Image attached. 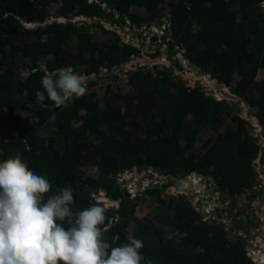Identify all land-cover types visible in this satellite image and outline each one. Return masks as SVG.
<instances>
[{
	"label": "trees",
	"instance_id": "obj_1",
	"mask_svg": "<svg viewBox=\"0 0 264 264\" xmlns=\"http://www.w3.org/2000/svg\"><path fill=\"white\" fill-rule=\"evenodd\" d=\"M59 1L62 16L67 20L70 13L87 18L104 15L121 24L131 7L143 8L144 14L132 16L133 22L140 26L158 16L166 0H106L120 19L112 12H105L99 4H89L88 0H0V161L20 154L31 170L50 182L45 202L61 188L70 187L74 197L70 210L74 214L100 204L93 200L92 194L107 189L115 200H120V208H107L106 221L101 226L106 242L120 246L130 238L141 240V264L149 261L151 264H255L241 240L232 243L225 237L223 227L204 221L193 206L183 202L173 206L174 217L159 214L157 219L185 232L191 244L186 245L176 237L166 238L155 222L136 216L137 204L123 198L122 192H116L115 179L111 178L140 167L174 176L188 170L205 177L213 175L223 192L230 189L235 196L253 187L254 160L264 151L248 134L249 123L235 115L237 131L218 133L202 156H186L195 146L202 126L211 124L215 131L220 129L216 117L225 103L207 97L199 87L183 86L174 94L169 91L167 77L161 75L155 83L151 74L142 71L130 74L132 96L113 91L109 86V94L104 98L86 92L66 107H56L46 95L43 103L38 102L36 92L43 91L41 78L56 69L70 66L77 70L83 65L87 67L85 75L98 76L104 63L114 67L141 53L140 49L126 44L118 33L114 35L119 42L103 47L87 33H80L71 20L50 22L48 6ZM190 1L191 12L184 8L183 0L171 2L168 7L174 15V33L188 48L187 57L203 72L229 87L233 95L246 101L264 126V78L256 79L258 71L264 70V13H249L263 0ZM232 5H238L239 9L232 10ZM192 20L199 26L196 32L192 30ZM26 24L34 26L30 28ZM103 31L113 34V30ZM75 37H78L76 41ZM73 41L76 53L72 49ZM27 49L34 51L33 65L26 68V78L14 79L18 59ZM50 56L53 58L48 59ZM46 58L43 68L39 63ZM97 82L88 81L86 90L94 88ZM122 103L131 110L130 120L123 117ZM19 108L30 112L24 121L16 114ZM189 115L195 118L194 127H189L186 120ZM53 116L57 130L54 139L47 143L40 132ZM183 138L187 140L186 147L181 144ZM86 165L98 166L103 174L98 180L89 179L82 170ZM215 168L220 178L212 171ZM145 193L153 196L158 189H147ZM167 200L159 201L166 204ZM111 218L115 219L113 223ZM132 222L137 227L130 237L128 230ZM62 223L66 229L71 226L67 221ZM114 237H118L115 242Z\"/></svg>",
	"mask_w": 264,
	"mask_h": 264
},
{
	"label": "rangeland",
	"instance_id": "obj_2",
	"mask_svg": "<svg viewBox=\"0 0 264 264\" xmlns=\"http://www.w3.org/2000/svg\"><path fill=\"white\" fill-rule=\"evenodd\" d=\"M176 0H166L164 4L161 5V13L157 16V20L153 21L154 25H157L161 21L162 12L165 14L167 7H169V4L171 2H174ZM257 8L254 14H262V8L260 4H256ZM134 8V9H133ZM131 7L130 12L131 14L126 15L123 17V20L121 24H115L111 19H106L105 16H101L98 18H87L86 16H75L74 13H70L68 16V20H71L72 22L76 23L77 28L80 33H87L90 36V39L93 42L100 43L103 47H107L112 45L114 42H119V39L114 34L118 33L122 40L124 42H127V44L134 45L141 49V53L135 55L136 57H141V60L136 59L134 60V66L132 68V72L136 71H142L146 74H151V78L157 83V81L160 79L161 75L167 77V82L169 84L168 88L169 91H172V93L177 94L178 91L181 89V87L185 86L190 89H194L196 87H199L202 92L205 93L207 97L212 96L217 101L221 102L223 100H227L225 106L223 109L217 114L216 122L217 126L220 127L218 131H215L213 126L210 124L208 126H202L200 133L198 135L197 142L193 148H191L186 156H195L199 157L204 155L207 150L210 148V146L213 144L215 139L218 136V133L226 134L227 132L231 131H237L238 130V123L233 119L235 115L243 116L245 119H249L253 126L251 124L246 125V129L248 134H250L251 138L255 139L261 137V142L258 144L261 146V148H264V126L259 124L257 120L253 119L250 114L253 112L252 108L247 104L246 102H238L236 99L233 98V95L229 93V90L227 91L222 85L215 83V79H209L206 72H203L200 70V68L193 64L191 60H189L187 57L185 58V61L180 59L181 64H185V66L188 68H184L179 66H172L170 62L164 63L162 60L156 59L160 56L159 52L154 53L151 56L149 55L150 51V40L146 37L147 34L144 32L145 29H148V25H150V29H152V24L148 22L147 24H142V27L132 24V21L130 20V17L133 16L134 13L137 14H144V9H138L137 7ZM232 10H238V5H232L230 6ZM107 13L110 12L108 7L103 8ZM48 10L50 12V22H53L57 20L58 22H66L68 21L65 17L62 16V9H61V2L52 3L48 6ZM134 10V13H133ZM250 13V12H249ZM116 16H119L115 12V18ZM28 25V24H26ZM31 27L32 25H28ZM105 30H113V34L111 33H105L103 31ZM199 27L195 25L193 27V31H197ZM115 31V32H114ZM153 31H156L153 28ZM143 34L146 41L142 42V44H139V42H136L135 40L138 39V35ZM117 35V34H116ZM78 37L74 38V41L77 40ZM74 41L72 44L73 52H77L76 50V44ZM141 41V40H140ZM136 42V43H134ZM146 43V44H145ZM153 53V52H152ZM141 54V55H140ZM34 55V51L27 49L25 50L24 54H22L19 59V68L17 70V76L14 79H19L18 77H23L27 75L26 68H30L32 64V57ZM53 58V56H50L48 59ZM42 59L40 61V65L44 68L46 65V61L48 60ZM131 60V58H130ZM174 63V62H173ZM175 64V63H174ZM178 64V63H177ZM132 65V64H130ZM129 67V66H127ZM122 64L116 65L115 69H111L112 66H110L109 63H104L102 65V68L99 69L100 74L94 75L92 77V80H97V84L94 88H90L86 90V92L89 94L91 92H95L99 98H104L105 96H108V87L110 86L113 88V91L121 92L123 95H133L134 89L131 84V78H130V71L129 68ZM87 69L86 66H81L77 70L78 73H80L83 76H86L84 74V71ZM116 73V75L112 76ZM191 76V77H190ZM205 76V77H204ZM211 76V75H210ZM198 77L199 79H197ZM198 82H201V85L198 84ZM88 83V82H87ZM108 93V94H107ZM228 93V94H227ZM107 94V95H106ZM228 95V96H227ZM122 114L123 117L127 120H130L131 118V110L122 103ZM105 108V107H104ZM17 116L20 117L22 121L26 120L28 116H30V112L18 109L16 112ZM187 122L190 123L189 127H194L196 125L195 118L191 117L190 115L186 118ZM142 123V120H141ZM215 126V125H214ZM57 130L56 126V116H53L50 121L44 126V128L41 130V136L48 140L47 143L52 141L55 136V132ZM187 132V131H186ZM181 144L183 147L187 146V140L186 138H183L181 141ZM264 151L260 152L256 159L254 160V169L256 171V176L252 177L254 184L253 187L250 189L244 190L242 193L237 194L235 196L232 195V191L230 189L223 192L213 177L211 175L210 177L206 178L204 181V186L210 187L212 185L213 187H218V189L215 190V194L212 193L209 195L210 198L218 199L219 201H214V204H219V212L215 213L214 216L207 217L210 221H208L213 226L223 227L225 232V237L231 241L232 243H235L237 241L240 242V240L243 242V244L246 246V251L249 253H252V251H260L261 247L264 248ZM222 164L220 165V167ZM256 167V168H255ZM188 168V167H187ZM82 170L85 172L86 176L89 179H99L100 176L103 174L102 169L99 168L96 165H86L82 167ZM214 171V174L217 176V178H220V175L218 174V169H212ZM224 172H226V169L224 168ZM188 170L185 172V176L189 175ZM146 176L148 178V183H153V187L149 188H157L158 193L156 195H146L145 190L148 188L147 186L142 187V185L139 186V182L141 180L146 179L143 177ZM111 178L113 179H119L115 175H111ZM120 180V179H119ZM126 186H123L120 192H122L123 198L131 199L134 203L137 204L136 209V216L140 219H150L152 222H155L156 225L161 229L164 230L165 237L166 238H179L183 241L186 245L191 244L188 236L185 232L178 231L177 229L162 223L157 219V216L159 214L161 215H168L170 217H174L175 215V209L174 205L178 202L185 203L186 205H191L193 207H196V201L192 199V196H197L196 191L190 190L189 184H187L188 189L190 192L185 193L184 190L180 191L179 188L176 187V178L174 175H170L169 173H160L159 170L154 169H146L144 167L136 168L134 169V174L130 178L124 179ZM118 187L119 184L117 183V180H115V187ZM142 187V188H141ZM132 190V195L128 196L127 193L130 192L129 190ZM134 191V192H133ZM218 191V192H217ZM95 192V191H92ZM96 193V192H95ZM220 194L221 197L217 196V194ZM224 193V194H223ZM106 194L102 192V194L97 193V196L101 199V202H104L103 204L109 206L111 205V201L109 200V196L106 197ZM225 195V196H224ZM108 198L107 203L106 201L102 200L103 198ZM186 197V198H185ZM165 198L168 199L166 204H162L160 199ZM174 198V199H173ZM195 201V203H193ZM237 205L238 213L242 216L245 215L248 217V225L244 223V221L240 220L241 223V229L238 231H235L232 227L231 219L232 214L228 213V208L232 205ZM115 208V207H114ZM117 209V208H116ZM218 209V208H217ZM223 218V219H220ZM224 221V222H223ZM114 221L110 220V223H113ZM226 222V223H225ZM137 227V224L132 222L128 233L129 236L132 237L133 233ZM253 227V229H251ZM107 229V228H105ZM255 261L256 264H261L258 262V260Z\"/></svg>",
	"mask_w": 264,
	"mask_h": 264
},
{
	"label": "clouds",
	"instance_id": "obj_3",
	"mask_svg": "<svg viewBox=\"0 0 264 264\" xmlns=\"http://www.w3.org/2000/svg\"><path fill=\"white\" fill-rule=\"evenodd\" d=\"M88 3L99 4L102 8L108 7L106 0H88ZM183 6L187 12H191L193 9V4L190 0H183ZM108 8L110 12L114 14L116 12L119 15L113 8ZM128 14H131L130 10L124 17ZM116 17L120 19V16ZM173 17V13L167 7L166 13L164 14L162 12L161 21L157 25L153 24V21L157 20V16L150 21L152 29H150V25H148V29L155 34V36H153L155 40H157L163 26L167 28L164 29L166 35L171 34L174 39V41L170 43L169 57L163 56L159 49L155 52H159L160 54L156 59H160L164 63L170 62L172 66L180 65L183 69H188L185 64L180 63V60H173L172 58L173 54L181 53L180 50H176L177 46L185 49V57H187L188 49L183 42L178 40L174 33ZM130 20L133 25L136 24L133 22L132 16ZM192 22L193 27L195 25L198 26L195 20H192ZM28 25L26 26L29 27ZM33 26L34 25L31 27ZM140 27H142V25H140ZM153 28L156 31H153ZM141 39L145 40L143 34H139L138 39L135 41L142 44V42H140ZM149 55L151 56L152 54ZM132 58L141 60V57H136L135 55L131 56V59ZM130 61L131 60L128 59L122 63V65L126 67L129 66L127 68L132 72L135 70H132L133 64L130 65ZM197 66L201 70V67L199 65ZM115 68L116 66L111 69ZM116 74L113 73L112 76ZM27 76L28 75L24 76V78ZM207 76L210 80L213 78L210 75ZM196 78L199 79L198 77ZM216 83L222 85L218 81H216ZM198 84L201 85V82H198ZM41 85L43 91L36 92L38 102L43 103L46 95L47 99L53 102L56 107H66L68 102L74 101L76 98H80L86 94L87 81L85 76L68 66L56 69L54 72L43 76L41 78ZM222 86L232 94L229 87L225 85ZM233 98L238 102H246L235 95H233ZM226 101L227 100L218 102L226 104ZM252 110L253 112H251L250 116L262 125L257 117V112L253 108ZM239 117L253 126L249 119H245L243 116ZM259 139L260 138H256L257 143ZM160 173L164 172L160 171ZM191 173L184 177H189ZM118 175L116 176L118 177ZM206 178L208 177L204 176V180L197 177L192 178L193 184L196 186L194 191H196L195 193L197 195L192 196V198H196L195 206H197L199 202H208L209 200H213L214 202L220 200V198L215 200L209 197V195L215 191L211 192L209 195H204V190L213 187L212 185L207 188L204 186ZM195 180H197L199 184H196V182H194ZM120 182V180L117 181L118 184H120ZM126 185L127 184L124 183L122 188ZM140 185L142 184L140 183L139 186ZM50 188V182L44 176L38 175L31 170L27 163L21 159L20 154L0 161V264H141V260L143 259L139 251L143 247V242L141 240L130 238L128 243L120 246H113L106 242L101 226L105 224L106 212L111 208L107 209L105 204H103L104 202H96L104 206L93 204L74 214L70 210V205L74 203L73 190L70 187L61 188L58 194L49 196L45 202V194L49 193ZM216 189H218V187H216ZM101 190L99 192L100 194H102ZM181 190L188 193L191 189L189 190L186 184V187ZM129 191L128 193L132 195L131 188ZM202 194L204 195L203 198L199 199V196ZM105 196L108 197L109 194ZM217 196L221 197L219 193ZM111 202H119L120 208V200ZM111 206L115 207L112 210L116 209L115 205H110V207ZM235 210L238 212L237 205ZM213 212L218 213L217 209L213 210ZM239 216L241 215L239 214ZM64 221H67L71 226L66 229L62 223ZM244 223L248 225V217ZM251 229H253V227H251ZM116 239H118V237H114L113 242H115ZM252 252L253 255L249 252L248 255L253 261H255L254 257L258 260L259 256L257 257V252H259V250ZM148 264H151V262L149 261Z\"/></svg>",
	"mask_w": 264,
	"mask_h": 264
},
{
	"label": "built area",
	"instance_id": "obj_4",
	"mask_svg": "<svg viewBox=\"0 0 264 264\" xmlns=\"http://www.w3.org/2000/svg\"><path fill=\"white\" fill-rule=\"evenodd\" d=\"M260 6L262 8V12L264 13V0L262 2H260ZM164 29H167L166 26H163L162 30L160 31V34L158 35L157 40L154 39L155 37H153V36H155V34L151 30L145 29L144 32L147 34L146 37L150 40L149 43H151L149 54H153V53L157 52L160 49L162 54H163V56L169 57V55H170V43H172L174 41V39H173L171 34L166 35V31ZM165 36H166V39H165ZM146 40L147 39H145V40L141 39L140 42H144ZM125 43H127V42H125ZM176 50H180L181 53L180 54H173V56H172L173 60L182 59L183 61H185V58H186L185 57V49L181 48L180 46H177ZM134 60H136V59H134ZM134 60L131 59V61L129 62L130 64H133V66L135 64ZM93 76L94 75H91L90 77L89 76H85L86 77V81L88 82V81L92 80ZM215 83H216V81H215ZM261 140L262 139L260 137L258 143L261 142ZM134 169L136 170V168H134ZM134 169L130 170V171H125V172L119 174L118 177H119L120 181L125 183L124 179L125 178H130L131 176H133ZM150 169H153V168H150ZM143 177L146 179V181L143 179V180H141V182H139V184L141 183L142 185L147 186L148 188L153 187V183L151 182L149 184L148 183V181H149L148 178L146 176H143ZM194 182L197 183L196 180ZM178 190L182 191L181 189H178ZM92 198H93V200L95 202H101V199L98 198V196L95 193L92 194ZM111 205H115L116 208H119V202H111ZM105 206L107 208H109V206H107V205H105ZM206 212L208 213V217L210 218L211 212H213V209H211V206H209V208H208V210ZM203 219H204V221H209L208 218H203Z\"/></svg>",
	"mask_w": 264,
	"mask_h": 264
},
{
	"label": "water",
	"instance_id": "obj_5",
	"mask_svg": "<svg viewBox=\"0 0 264 264\" xmlns=\"http://www.w3.org/2000/svg\"><path fill=\"white\" fill-rule=\"evenodd\" d=\"M256 168V167H255ZM197 177L200 178L201 180H204V176L198 172H194L191 173L189 177H184V175L182 173L177 174V183H176V187L179 189H184L186 187V184H189L191 190H194V188H196V186L193 184L192 178ZM119 181V180H117ZM124 184V182H120L119 186L116 189V192H120L122 189V185ZM216 190V187H210L208 190H204V195H209L211 192H214ZM102 192H104L105 194H109V191L107 189H102ZM128 196H130V193H127ZM203 194L199 196V199H202ZM109 199L111 201H115V197L113 194H109ZM194 199V198H192ZM195 200V199H194ZM209 206H211V209L216 210L217 208H219V204H214L213 200H209L208 202H199L197 204V206L195 207V209L197 210V212L199 214H201V216L203 218H207L208 217V213H206L205 211L207 210V208H209ZM111 209H113L114 207L111 206ZM236 208V204H232L229 208H228V213H231L232 216V226L233 229L235 231H238L241 228V223L240 220H247V216L242 215L239 216L238 212L235 210ZM211 215L214 216L215 212H211ZM117 218H119V215H116ZM220 219H223L220 217ZM111 221H114V218H111ZM262 251H264V248H262ZM256 263V261H254Z\"/></svg>",
	"mask_w": 264,
	"mask_h": 264
},
{
	"label": "bare ground",
	"instance_id": "obj_6",
	"mask_svg": "<svg viewBox=\"0 0 264 264\" xmlns=\"http://www.w3.org/2000/svg\"><path fill=\"white\" fill-rule=\"evenodd\" d=\"M191 77V76H190ZM197 181V180H196ZM196 184H199V182L197 181V183ZM191 189V188H190ZM134 192V191H133ZM132 194V193H131ZM103 198V197H102ZM103 201L105 200L106 202L105 203H107V202H109L108 201V199H102ZM207 210H208V208H207ZM206 210V211H207ZM259 256V258H258V261L261 263V264H264V252L262 251V249H260V251L259 252H257V257Z\"/></svg>",
	"mask_w": 264,
	"mask_h": 264
},
{
	"label": "crops",
	"instance_id": "obj_7",
	"mask_svg": "<svg viewBox=\"0 0 264 264\" xmlns=\"http://www.w3.org/2000/svg\"><path fill=\"white\" fill-rule=\"evenodd\" d=\"M238 9H239V6H238ZM255 11H257L256 10V8H251V11H250V14L252 13V14H254L255 13ZM264 78V70L263 69H260L259 71H258V73H257V81H260V80H262Z\"/></svg>",
	"mask_w": 264,
	"mask_h": 264
},
{
	"label": "flooded vegetation",
	"instance_id": "obj_8",
	"mask_svg": "<svg viewBox=\"0 0 264 264\" xmlns=\"http://www.w3.org/2000/svg\"><path fill=\"white\" fill-rule=\"evenodd\" d=\"M163 172H165V171H163ZM178 174H179V173H178ZM182 174L185 176V171H183ZM187 176H188V175H187ZM175 178H177V175L175 176ZM176 182H177V181H176ZM147 189H149V188H147ZM147 189H146V190H147ZM146 190H145V191H146ZM195 199H196V198H195ZM195 201H196V200H195ZM195 201H194L193 203H195ZM194 208H195V207H194ZM195 210H196V209H195ZM196 211H197V210H196ZM217 212H219V209H217ZM197 213H198V212H197ZM209 221H210V220H209Z\"/></svg>",
	"mask_w": 264,
	"mask_h": 264
}]
</instances>
